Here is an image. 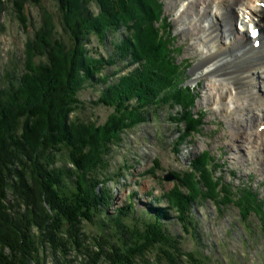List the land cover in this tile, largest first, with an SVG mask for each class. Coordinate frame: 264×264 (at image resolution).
Segmentation results:
<instances>
[{
    "label": "trees",
    "instance_id": "obj_1",
    "mask_svg": "<svg viewBox=\"0 0 264 264\" xmlns=\"http://www.w3.org/2000/svg\"><path fill=\"white\" fill-rule=\"evenodd\" d=\"M5 1L0 3V19L9 4L25 29L26 7L31 4L40 8L42 22L25 42L20 72H7L0 86V264H42L30 254L28 244L34 241L39 250L46 229L50 250L65 254L59 242L68 234L75 240L74 249L84 253L88 245L82 248L77 240L81 224L97 233L92 236L95 247L88 251L91 264H142L145 259V264L187 260L207 264L197 251H183L181 238L169 228L174 222L195 242L199 240L192 207L207 199L221 214L223 203L232 204L242 222L255 212L264 231V213L254 206L252 190L243 187L235 196L231 188L220 185L212 176L214 165L206 162H212L208 152L194 162L191 173L175 176L173 188L153 199L159 206L136 212L131 194L124 206L107 213L111 195L106 184L111 179L105 171L111 147L121 143L120 135L171 103L182 109L178 121L187 120L185 103L197 97L190 86L183 87L190 66L173 63L174 42L165 44L162 36L166 29L156 27L148 38L155 0H57L61 29L42 0ZM108 35L113 37L111 53L94 56L87 47L91 38L103 45ZM132 64L133 72L119 75ZM108 67L114 70L104 73ZM85 87L98 91L93 105L111 109L103 124L83 122L75 115L83 105L78 93ZM192 122L193 130L184 126L191 133L198 129L196 120L194 126ZM180 132L176 148L186 133ZM34 189L40 192L39 205L31 202ZM17 190H23L30 202L23 199L27 210L13 217L5 202ZM53 264L71 263L54 258Z\"/></svg>",
    "mask_w": 264,
    "mask_h": 264
},
{
    "label": "rangeland",
    "instance_id": "obj_2",
    "mask_svg": "<svg viewBox=\"0 0 264 264\" xmlns=\"http://www.w3.org/2000/svg\"><path fill=\"white\" fill-rule=\"evenodd\" d=\"M188 1L155 0L152 3L154 4L152 8L150 6L154 15L149 28L146 29L149 34L154 33L153 30L156 27L166 29L167 35L162 34V36L165 44H169L170 40L174 42L171 46L173 63L180 66L184 62L189 64L190 67L186 71L188 76L187 85L190 86L191 92L194 95L196 94L197 97H194L189 103H187L188 100L185 103L187 105V109L185 108L188 116L187 120L184 117V120L178 121L183 114L181 113L182 109H180V106L177 107L175 103H171L161 109L157 115L149 117L143 124L120 135L121 143L119 146L111 147L112 152L108 171H105L107 172L106 176L111 179L106 184L111 195V204L107 210L108 214H112L114 209L124 206L131 194L135 195L132 201L136 212L159 206L153 204V199L173 188L176 184L175 176H181L184 171L191 173L194 162L196 160L202 161L201 155L203 152H208L212 158V162H206L209 166L214 165L216 171L213 172L212 176L217 182L223 185L224 188H231L230 190L235 196L237 192L241 191V188L249 187L252 190L251 200L254 203L256 202L254 206L257 207L258 205L259 211L264 213V171H262L264 160H257L256 157L260 151L264 155V151L260 147L254 150L256 154H244L240 141L230 142L229 132L237 133L239 131L232 124V118L235 116H230L228 121V116L223 113L224 106H220L218 99L210 95V93H216L215 88L212 91L209 89L213 84L216 85L215 80L219 78L211 77V79L206 75V70L201 63L199 65L204 56V52H202L204 49L202 44L198 45V42H200L199 38L204 36V32H197L195 29L196 24L201 29L206 27L202 26L205 18L192 24V16L195 12L189 11L190 14H186V10L184 11ZM1 2L6 3L5 0H0ZM41 4L51 16L53 15L56 27L61 29L56 16L58 11L57 0H42ZM7 7L6 13H3L0 19L3 27V31L0 32V86H2V79L7 72L12 73L13 70L20 72L25 42L29 37H33L34 31L41 26L42 22L40 8L29 4L26 7L28 23L26 28L23 29L15 18V14L9 9V4H7ZM195 7H198V5ZM193 17L195 18V16ZM234 20L237 19H234L233 16V24L235 23ZM226 23L228 24L227 21ZM198 35L202 36L197 39L196 36ZM148 36L150 40L152 35ZM111 40H113L112 35H108L105 44L101 45L92 37L87 47L93 49L94 56H97V54L108 56L111 53L109 47ZM206 40L205 38L202 41ZM135 67V64L124 67L120 70L119 75L133 72ZM113 70L114 67H108L104 70V73H110ZM212 80L215 83H212ZM222 90L224 91V89ZM97 96L98 91L94 87H85L81 90L78 93V99L83 105L81 109L76 111V117L83 122L89 120L95 121L98 125L103 124L111 113V109L93 105V101L96 100ZM206 96L209 97L207 100H205ZM222 104H227L226 100L222 101ZM232 115L235 114L232 113ZM195 120L198 129L191 133L184 126L192 128L190 122L194 121L192 122L194 126ZM184 131H186L185 135L182 136L184 140L176 148V142L180 139L179 132L182 134ZM240 132L243 133V130ZM231 145L241 147L240 151L232 150ZM243 148H246V146L244 145ZM249 148L246 149L249 150ZM168 174L173 177L172 181H164V176ZM16 193L9 195L8 202H5L13 217H16L17 212L25 213L24 210H27V206H23V199L30 202L29 198L23 197L25 195L23 190H17ZM236 199H239V196L233 200L236 201ZM31 202H35L36 205L40 203V192L36 189H34ZM31 204L29 207L33 211L34 208ZM225 204H222V207L226 206L222 214L216 210L215 203L208 199L193 205L192 212L196 232L200 237L196 242L190 232L184 233L174 222L171 223L169 228L181 238L179 240L183 251H197L199 255L208 259L209 263L207 264H264V231L261 230L258 216L254 214L253 210H250L248 212L253 213H249L247 222H242L238 209L232 204ZM136 216H139V213ZM76 230L78 231V229ZM77 231H74L75 235ZM80 233L77 236V240L80 242L79 245H82V248L85 247V244L88 245L84 253L74 249L75 240L68 234H65L59 242L60 245L65 246V254L59 253L57 248L54 251L50 250L46 242V239H48L46 237H49V229H46L45 234L47 236L43 237L45 243L39 250L36 248L34 241L29 242L28 249L30 254H33V258L37 256L42 264H53L54 258L56 260L59 258L62 263L67 260L71 264H91L92 259H90L88 251L94 249L95 241L93 237L97 233L91 226L86 224H81ZM74 234L71 232V235ZM34 248L38 250L36 255L34 254L36 252ZM146 261L145 259L142 264H145ZM149 261V263H153L151 258H149ZM107 264L111 263L107 261ZM179 264H194V262L187 260L186 262L181 261Z\"/></svg>",
    "mask_w": 264,
    "mask_h": 264
},
{
    "label": "bare ground",
    "instance_id": "obj_3",
    "mask_svg": "<svg viewBox=\"0 0 264 264\" xmlns=\"http://www.w3.org/2000/svg\"><path fill=\"white\" fill-rule=\"evenodd\" d=\"M185 10L186 14L195 12L192 24L205 18L202 23L205 28L195 26L197 32H204V36H196L197 39L202 36L198 45L202 44L204 49L199 65L210 78H219L209 89L215 88L216 93L210 95L224 106L228 121L235 116L232 124L243 130V133L230 131V142L237 140L241 147H250L249 150L242 147L244 154H253L260 147L264 151V0H189ZM233 16L239 23L238 29ZM254 30L258 37L250 38L249 33ZM183 87H187V82ZM206 97L205 100L209 98ZM225 100L227 104H222ZM241 147L231 145L232 150L240 151ZM256 157L264 160L261 151Z\"/></svg>",
    "mask_w": 264,
    "mask_h": 264
},
{
    "label": "water",
    "instance_id": "obj_4",
    "mask_svg": "<svg viewBox=\"0 0 264 264\" xmlns=\"http://www.w3.org/2000/svg\"><path fill=\"white\" fill-rule=\"evenodd\" d=\"M163 179H164V181H167L168 182V181H172L173 180V177L168 174V175L164 176Z\"/></svg>",
    "mask_w": 264,
    "mask_h": 264
}]
</instances>
